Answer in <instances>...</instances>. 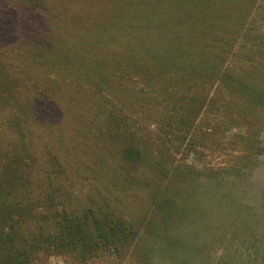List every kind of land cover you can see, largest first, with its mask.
Wrapping results in <instances>:
<instances>
[{"label":"trees","instance_id":"obj_1","mask_svg":"<svg viewBox=\"0 0 264 264\" xmlns=\"http://www.w3.org/2000/svg\"><path fill=\"white\" fill-rule=\"evenodd\" d=\"M9 1L20 2L25 9H12ZM89 1L71 19L58 11L49 14L46 0L0 1L1 130L12 133L4 143L7 147L13 142L15 148L1 153L0 264H30L31 251L40 244L85 258L93 246L103 243L113 249L120 243L124 248L126 241L132 245L143 232L152 235L151 249L148 246L143 254L149 261L153 251L174 261L200 254L202 249L194 245L200 233L189 228L190 224L207 226L210 216L203 211L210 197L194 196L190 189L163 190L162 181L169 173L162 171L151 142L129 130L124 107L130 99L151 113L159 96L171 97L167 116L178 126L184 124L194 100L181 91L199 80L240 87L254 98L253 94H263L264 85L226 71L220 58L224 40L232 30H240L245 8L222 1L218 5L216 0ZM31 7L47 26H25ZM172 130L173 126L167 135H173ZM113 152L120 161L111 166ZM36 156L43 160L34 166ZM25 160L32 163L23 166ZM88 179L110 180L116 192L137 198L141 206L140 193L145 190L154 216L126 219L118 214L125 207H115L114 193L108 199L115 204L94 200L95 206L85 210L91 212V219L77 208L66 211L75 180ZM207 186L206 190L218 194L215 200L225 198L222 184ZM42 195L58 204L49 225L51 233L43 226L21 231L19 216L33 218L30 204ZM229 202L233 201L224 206L230 219L246 224L240 217L241 202L237 207ZM186 210L194 213L188 215ZM133 227L138 231L126 235Z\"/></svg>","mask_w":264,"mask_h":264},{"label":"rangeland","instance_id":"obj_2","mask_svg":"<svg viewBox=\"0 0 264 264\" xmlns=\"http://www.w3.org/2000/svg\"><path fill=\"white\" fill-rule=\"evenodd\" d=\"M221 1L226 2L227 6L234 5L246 9V14L240 19L242 22V25L239 24L240 30L234 33L232 30V34L222 45L224 49L220 58L223 69L233 71L230 72L231 74L238 72L244 77L247 75L256 85H264V80L261 78L264 77V0H216L215 2L220 5ZM89 3H91L89 0H46L48 13H52V10L53 13L58 11L64 19H71L72 15L81 14V6L83 8L90 5ZM8 5L12 9L18 7L25 9L22 6L24 4L20 2L9 1ZM36 12L32 7L28 8L26 13L28 17L30 16V20L25 21V26L31 23L36 26L40 23L47 26L48 22L35 16ZM207 81L199 80L189 89H182V93L194 100L190 102L184 124L178 126L176 121L169 120L167 116L171 108V97L165 99L159 96V104L151 113L148 109L137 108L140 103L131 104L130 99L124 107L126 108L124 113L127 115L125 122L129 130L135 131L136 135L139 134L147 142H151L149 147L153 154L161 159L162 171L169 173L162 181L163 190L169 192L171 188L190 189L194 192V196L198 194L210 197L203 211L205 215L210 216L207 226L190 224L189 228L195 233H200L194 245L202 249V252L197 255L193 252L189 259H185V256L177 257L174 261L166 253L163 256L153 251L149 261L143 257V254L148 246L151 249L152 242L149 241H152V235L143 232L142 237L132 245H129L130 241H126L124 248L120 243L113 249L103 243L98 248L93 246L95 248H91V254L85 258H77L72 251L62 252L51 246L43 248L44 246L40 247V244L39 248L31 251L30 264H147L148 261V264H264V89L261 95L253 94L256 97L254 98L249 92L240 90V87L228 88L219 81L213 83ZM262 87L264 86L260 88ZM3 120V115L0 114V165L3 161L1 153L5 151L4 148L6 151L15 149L13 142L5 146L4 137L10 133L7 131L6 135L1 130L4 128ZM168 122L171 124L168 125ZM172 126L173 135H167ZM8 136H12V133ZM35 158L34 166L43 160L37 156ZM117 159L116 152H113L108 163L112 166L120 161ZM25 161L23 166L32 163L30 160ZM126 164L131 166L128 162ZM208 184H222L225 198L215 200L218 194L204 188ZM96 187H99L98 193H95ZM143 192L144 194L140 193V199L143 200L141 206L137 198L116 192L110 180L104 183L103 180L98 179L75 180L72 185L73 196L66 201L68 205L66 211L77 208L79 211H84L83 217L91 219L93 215L85 210L96 204L94 200L115 204L108 199V196L114 193L118 201L115 207H125L123 211H118V214L126 219L132 217L139 219L144 215L145 218L152 217L154 215L149 210L145 190ZM227 200L233 201L229 204L234 203L235 207L241 202L243 206L241 215H243L240 217L246 224H239L236 218L230 219L229 211L224 206L227 205ZM57 205L51 199L45 200L42 195L30 204L33 218L26 220V216L18 218L16 215L13 218L23 221L19 229L25 233L40 230L41 226L51 233L53 228L49 225L52 214L56 213ZM22 212L26 214L27 209ZM185 212L188 215L194 213L192 210ZM214 214H220L221 218ZM58 215L56 216L59 217ZM159 228L161 229V226ZM103 229L100 227L99 232L103 233ZM137 231L138 228L133 227L132 232L126 231L125 234L130 235ZM42 236L45 235L40 237ZM156 239L155 237L154 240ZM255 239L257 240L254 242Z\"/></svg>","mask_w":264,"mask_h":264}]
</instances>
